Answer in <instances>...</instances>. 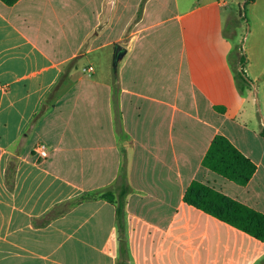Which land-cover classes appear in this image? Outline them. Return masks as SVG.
I'll list each match as a JSON object with an SVG mask.
<instances>
[{
  "label": "crops",
  "instance_id": "0c3cea01",
  "mask_svg": "<svg viewBox=\"0 0 264 264\" xmlns=\"http://www.w3.org/2000/svg\"><path fill=\"white\" fill-rule=\"evenodd\" d=\"M246 10L0 0V264H117L116 204L85 195L123 173L131 264H264V241L184 200L200 180L264 212V0ZM217 134L256 164L245 184L203 165Z\"/></svg>",
  "mask_w": 264,
  "mask_h": 264
},
{
  "label": "trees",
  "instance_id": "16d2710c",
  "mask_svg": "<svg viewBox=\"0 0 264 264\" xmlns=\"http://www.w3.org/2000/svg\"><path fill=\"white\" fill-rule=\"evenodd\" d=\"M3 1L7 4H13L17 0ZM74 61L75 59L68 63V71L73 66ZM236 77L237 83H242L241 85L248 82L240 73H237ZM47 108L48 106L44 105L36 117L41 115ZM261 135L264 137V128L261 129ZM203 165L239 184H245L257 168L256 164L223 134L214 136L203 158ZM122 180L118 191L111 187H106L85 196H98L116 204V217L119 230V258L117 264H131L125 234V198L130 188L125 181L124 173L122 174ZM7 182L12 188L13 179L9 175H7ZM184 200L264 241V212L200 180H193L190 183L184 193Z\"/></svg>",
  "mask_w": 264,
  "mask_h": 264
},
{
  "label": "built area",
  "instance_id": "2783aa9c",
  "mask_svg": "<svg viewBox=\"0 0 264 264\" xmlns=\"http://www.w3.org/2000/svg\"><path fill=\"white\" fill-rule=\"evenodd\" d=\"M242 1V7L245 6V4H247L249 1L251 0H241ZM83 71L85 72H91L93 71V66L89 65L87 67L83 68ZM34 151L36 152V154L45 157L48 154V147L47 144L45 142L39 141L35 144L34 146Z\"/></svg>",
  "mask_w": 264,
  "mask_h": 264
},
{
  "label": "rangeland",
  "instance_id": "374dc122",
  "mask_svg": "<svg viewBox=\"0 0 264 264\" xmlns=\"http://www.w3.org/2000/svg\"><path fill=\"white\" fill-rule=\"evenodd\" d=\"M239 3H240L241 10H242V11L244 12V14H245V12L247 11L246 9H247L248 3L245 4L244 7H242L243 5H242V1H241V0H239Z\"/></svg>",
  "mask_w": 264,
  "mask_h": 264
}]
</instances>
